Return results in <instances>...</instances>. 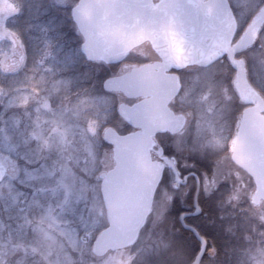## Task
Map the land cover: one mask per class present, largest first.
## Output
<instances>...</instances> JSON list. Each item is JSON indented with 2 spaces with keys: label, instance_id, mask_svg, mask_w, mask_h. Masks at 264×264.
Returning <instances> with one entry per match:
<instances>
[{
  "label": "rangeland",
  "instance_id": "obj_1",
  "mask_svg": "<svg viewBox=\"0 0 264 264\" xmlns=\"http://www.w3.org/2000/svg\"><path fill=\"white\" fill-rule=\"evenodd\" d=\"M78 1L0 0V162L6 169L0 182V264H123L134 262L139 249L109 251L103 256L93 253L94 237L101 226L96 215L101 209L88 180L94 174L93 166L104 171L114 166L104 130L108 127L124 135L131 129L117 109L121 104L131 107L132 102L122 91L105 92L104 82L139 63L155 61L157 56L143 43L131 50L127 62L96 80V66L80 51L84 39L76 25L54 19V13L60 12L70 18ZM228 1L244 29L264 6V0ZM21 5L30 12L23 25L24 35L6 24ZM54 28H64L67 33L58 35ZM22 38L28 41L29 52L23 60L29 62L28 71L12 84L6 77L20 62ZM258 44H263V51L254 50ZM245 53L240 58L250 84L264 96V29ZM187 74L172 102L174 114L184 116L185 127L180 134L164 135L157 142H165V155L168 152L167 157L177 162L182 172L186 171L182 167L193 168L187 158L190 147L213 149L218 157L210 175H199L204 185L200 196L207 198L217 186H223L228 193L226 204L245 201L250 215L264 224V202L253 204L255 184L231 158V141L241 111L230 106L232 99H238L235 72L220 59L201 70L188 69ZM11 130L19 133L14 142ZM172 181L157 191L146 235L173 200L182 206L180 226L182 213L193 210L194 197L181 194ZM102 222L105 230L108 223ZM263 253V257L251 256L246 264H264Z\"/></svg>",
  "mask_w": 264,
  "mask_h": 264
},
{
  "label": "water",
  "instance_id": "obj_2",
  "mask_svg": "<svg viewBox=\"0 0 264 264\" xmlns=\"http://www.w3.org/2000/svg\"><path fill=\"white\" fill-rule=\"evenodd\" d=\"M72 19L84 42L80 51L86 60L113 63L132 48L149 42L161 59L104 82L107 91H122L127 97L145 99L128 107L121 105L119 114L139 131L117 135L105 130L103 138L113 145L114 167L102 175L101 193L108 227L93 243L97 256L134 243L149 212L154 191L166 164L178 181L173 164L165 157L150 159L152 137L157 132L177 133L184 117L174 115L167 103L178 90L175 75H164L170 69L206 66L223 54L236 72V89L245 103H254L264 111V100L249 86L244 63L235 59L237 52L249 46L264 23V7L248 25L242 37L231 47L235 22L226 0H80L72 10ZM160 155V153H158ZM233 162L253 180L254 204L264 201V129L246 110L242 114L231 154ZM5 168L0 163V180ZM196 181L197 176L194 175ZM194 195V212L180 217L182 228L200 243L193 264H199L205 240L183 222L186 216L199 214Z\"/></svg>",
  "mask_w": 264,
  "mask_h": 264
},
{
  "label": "trees",
  "instance_id": "obj_3",
  "mask_svg": "<svg viewBox=\"0 0 264 264\" xmlns=\"http://www.w3.org/2000/svg\"><path fill=\"white\" fill-rule=\"evenodd\" d=\"M19 9L20 11L10 21L14 22L12 25L13 30L17 29L16 31H20L24 35L23 25L29 20L30 12L25 10L22 5ZM54 12L56 11L54 10ZM60 13H54V19L57 21H72L71 18H66L62 12ZM240 25L237 34L242 30L243 24ZM54 30H56L57 34H64V31H66L64 28L61 30L54 28ZM47 36H49L48 33H46ZM254 50L263 51V44H258ZM249 54L248 52L246 55ZM249 56L247 59L250 58ZM88 68L87 65L86 70L89 71L90 68ZM109 72V69L99 67L96 68L93 76L97 80L100 76L101 78L107 76ZM181 78L182 80L184 79L183 76ZM230 103L231 109H236L237 111L242 108L237 97L232 99ZM164 143L162 144L165 147ZM166 154L169 155L168 152ZM217 157V153L213 149L204 148L200 150L195 146L189 148L187 158L193 167L192 171L198 175L203 172L210 175ZM169 180L167 176H164L162 185L168 186ZM227 195L226 189L219 185L207 198L199 196L198 206L202 210L201 214L195 217H186L185 223L206 238L212 249L215 248L216 238H219V264H239V262L246 264V260L253 255L263 257L261 253L264 252V224L250 215L248 212L250 207L245 201L242 203L233 202L230 205L226 204ZM181 211L182 206L178 205L176 200H173L168 212L157 222V225L150 229L151 231H148L147 235L145 231H147L149 225L140 231L135 244L132 246L133 250L139 248L134 256L135 264H146V262H149V264L193 263L199 244L180 226L178 217ZM156 230H158L157 233ZM212 262H214V257ZM200 264H205L204 258L201 259Z\"/></svg>",
  "mask_w": 264,
  "mask_h": 264
},
{
  "label": "flooded vegetation",
  "instance_id": "obj_4",
  "mask_svg": "<svg viewBox=\"0 0 264 264\" xmlns=\"http://www.w3.org/2000/svg\"><path fill=\"white\" fill-rule=\"evenodd\" d=\"M19 40H20V43H21V50H20L21 51V55L19 56L20 62L17 63L16 69L15 70H12L11 75H8L9 77H7V79H8L7 81H9V83L11 82L12 84L15 81L17 82V78H15V76H17V77L18 76H21L22 74H25L28 71L26 69V66L29 63L27 62V60H25L24 63H23V60L27 58L26 57L27 56V54H26V52H27V47L26 46L27 45L25 43H28V41H27L26 38H22V39H19ZM157 61H159L158 58L155 61H152V62H157ZM170 72H173V71H170ZM166 73H168V72H166ZM186 77H188V75H186ZM180 80H181V76L178 75V82H179V84H180ZM177 95H178V93H177ZM176 96L168 103V106H169L170 110L173 113H175V112H174L173 107H172V102L175 100ZM141 100H142V97H138L136 99H131V102H132L131 105H133V104H135V103H137V102H139ZM246 110H251V114H253L257 118V121L259 122V124L261 125V127H263V129H264V111L260 110L259 107H257V105L245 104V106L243 107V109L241 110V112H240V114L238 116L239 117L238 118L239 119L238 120L239 122L236 123V125H235V133H234V136H233L232 141H231V150L233 148V144H234V141H235V138H236L237 130H238L239 123H240L241 114L244 111H246ZM23 111L25 112L26 109H23ZM117 111H118V109H117ZM20 114H22V111H21ZM12 116L13 115L10 114L9 117L11 118ZM117 119H120V117L118 116ZM139 130L140 129H138V128H132L131 127L130 132L139 131ZM10 134H11V137H12L11 140L14 142L15 139L17 138L16 137L17 134H19V133L17 131L15 132L14 130H11L10 131ZM124 134H126V133H124ZM156 135H154V137H153L155 143H154V145H153V147L151 149V160L154 161V162H156V161L159 162L160 161V158L162 156H166L167 157V155H165L164 147H162L159 142L155 141ZM21 150H22L21 152L23 153L24 152V148L21 147ZM157 151H162L163 152L162 153V156H159L157 154ZM167 158L174 164V167H175L176 172L178 174V177L180 179V181L178 183H176L175 187L181 190V194H184L186 196L187 195L188 196H192V199H193L194 194L196 193L197 189H198V196H200V194H203V191H204V185H203V180H202L203 178L200 177L199 175H197V173H195L191 169H189L190 167L189 168L182 167V168H185V170H186L185 172H182L180 170V165L177 162H175L170 157H167ZM92 168H93V173L95 175L93 174V176L91 177V179L88 180V183L91 185L92 195L95 196V199L99 203V206H100V209H101V210L98 211L100 214H97L96 216H99L100 217L99 220H101L100 224L102 226V224H103L102 219L106 222V220H105L106 219V216H105V208H104L103 198H102V193H101L102 175L105 174V173H107L109 170L108 171H104V169L97 170L98 167L96 168L95 166H93ZM192 174H195L198 177V181H196L195 177ZM162 175H166L169 179L171 177H173L172 176L173 174H172L171 169L168 168L165 164L163 165V168H162ZM157 191H158V188L156 189V191L154 193L153 201H154V199L156 197ZM192 206H193V203H192ZM151 210H152V208H151ZM193 210H191V211H193ZM191 211L190 210H185L182 214H188V213H191ZM201 212H202V210L200 209V212H199L198 215H200ZM150 214H151V211H150ZM150 214L147 216L146 221L149 218ZM198 215H196V216H198ZM191 217H195V216H191ZM204 223H206V222H204ZM101 226H99L97 228L98 230H97L94 238H96V236L100 232H102V230H104V228L106 227V225H104L105 227H103V228ZM204 239L206 241V246H205V250L203 252V255H202L201 259L204 258V263L205 264H213V263L214 264H219L220 263L219 262V255H218L219 238L218 237L216 238L215 248L214 249H212L211 246H209L208 240L206 238H204ZM199 248H200V244H199ZM199 248H198V250H199ZM213 257H214V262H212V258ZM123 264H135V263H133V262H124Z\"/></svg>",
  "mask_w": 264,
  "mask_h": 264
}]
</instances>
